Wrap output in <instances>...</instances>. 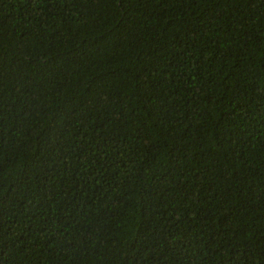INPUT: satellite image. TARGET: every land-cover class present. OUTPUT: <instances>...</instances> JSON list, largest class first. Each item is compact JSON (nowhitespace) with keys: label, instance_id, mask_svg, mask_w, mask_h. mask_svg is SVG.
I'll use <instances>...</instances> for the list:
<instances>
[{"label":"trees","instance_id":"1","mask_svg":"<svg viewBox=\"0 0 264 264\" xmlns=\"http://www.w3.org/2000/svg\"><path fill=\"white\" fill-rule=\"evenodd\" d=\"M0 264H264V0H0Z\"/></svg>","mask_w":264,"mask_h":264}]
</instances>
